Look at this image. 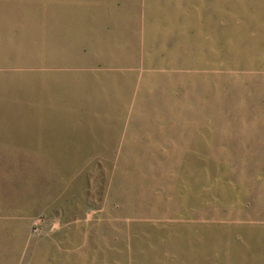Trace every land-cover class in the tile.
<instances>
[{"label": "rangeland", "instance_id": "rangeland-1", "mask_svg": "<svg viewBox=\"0 0 264 264\" xmlns=\"http://www.w3.org/2000/svg\"><path fill=\"white\" fill-rule=\"evenodd\" d=\"M0 264H264V0H0Z\"/></svg>", "mask_w": 264, "mask_h": 264}]
</instances>
